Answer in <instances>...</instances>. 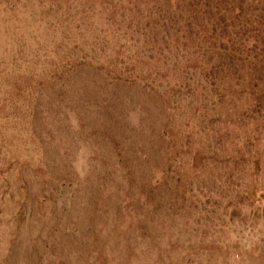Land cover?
Listing matches in <instances>:
<instances>
[{
    "label": "rangeland",
    "instance_id": "374dc122",
    "mask_svg": "<svg viewBox=\"0 0 264 264\" xmlns=\"http://www.w3.org/2000/svg\"><path fill=\"white\" fill-rule=\"evenodd\" d=\"M0 264H264V0H0Z\"/></svg>",
    "mask_w": 264,
    "mask_h": 264
}]
</instances>
